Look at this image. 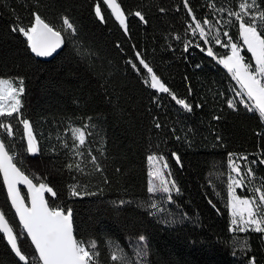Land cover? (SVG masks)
<instances>
[{
  "label": "trees",
  "instance_id": "1",
  "mask_svg": "<svg viewBox=\"0 0 264 264\" xmlns=\"http://www.w3.org/2000/svg\"><path fill=\"white\" fill-rule=\"evenodd\" d=\"M97 2L103 21L95 15ZM117 2L127 15V31L102 0H0V78L23 79L21 112L32 122L40 151L37 155L25 151L23 125L15 114L2 118L13 124L14 131V136L3 138L13 146L26 174L30 171L58 190L55 203L72 209L78 239L96 242L98 264H115L110 255L116 248L109 242L135 264H145V258L136 255L145 243L146 264H250L252 257L255 264H264V234L232 232L227 207L230 154L256 161L250 165L254 177L245 173L241 178L245 187L240 195L252 196L247 182L264 190V164L259 163L264 159V119L241 103L228 106L229 101H239L234 93L238 86L218 59L201 48L184 50L182 40L194 22L183 0ZM239 2L188 0V6L197 20L207 16L222 40H227L223 36L227 31L235 42L238 22L216 9L238 11ZM258 2L264 8V0ZM212 3L216 9L209 7ZM137 11L146 22L134 15ZM33 13L58 29L66 16L77 29L75 36L64 33L62 50L49 61L39 60L26 38L13 31L30 25ZM211 46L217 57L229 52L214 41ZM137 52L177 99L191 105V111L145 83L150 74L139 64ZM242 54L250 59L246 50ZM84 125L88 135L80 157L69 150L73 143L69 129ZM88 149L97 157L96 164ZM149 156L167 161L171 180L180 190L171 193L172 202L167 194L148 192ZM67 164H79L83 174ZM73 184L82 193L78 197L70 195ZM152 202L156 209L149 206ZM0 210L19 230L2 181ZM141 235L146 242H139ZM245 239L250 245L246 253L237 243ZM20 243L35 254L26 235ZM0 264H23L3 235Z\"/></svg>",
  "mask_w": 264,
  "mask_h": 264
},
{
  "label": "snow or ice",
  "instance_id": "2",
  "mask_svg": "<svg viewBox=\"0 0 264 264\" xmlns=\"http://www.w3.org/2000/svg\"><path fill=\"white\" fill-rule=\"evenodd\" d=\"M107 9H110V14L119 21L124 30L127 31V15L121 4L117 0H102ZM184 6L188 14L191 16L194 24H189L186 29L191 32L193 37H199L207 47H201L197 42L195 47L201 48V51H206L209 57L218 59V62L224 66L239 85L242 91L237 92L238 96L246 97V107L250 111H256L264 118V8L258 0H240L238 3V11H231L224 8L216 9L214 3L209 7L216 9L219 12H228L230 17H235L238 22L239 40L233 41L228 32H223V36L227 37L224 41L221 39L219 29L215 28V24L206 16L203 21L197 20L191 7L188 6V0H183ZM95 15L101 20L104 16L101 11V3L97 2L94 6ZM164 11V9H161ZM141 21H144V16L141 12L134 13ZM33 22L28 26H17L13 31H19L25 38L30 51L37 57H51L60 49L66 40L64 33L70 36L76 35V27L70 22L68 17H62V25L58 29L47 22L39 13H33ZM146 22V21H144ZM226 24H232V20L225 21ZM207 26V28L205 27ZM215 30V35L212 32ZM211 37V39H210ZM182 39L181 37H176ZM229 49V52L222 57H217L214 53L213 43ZM184 50L193 46L192 40H182ZM250 53V59H246L241 55L243 51ZM139 59V64L143 69L150 74V87L157 89L159 92L168 93L172 99L184 109L191 111V105L183 99H177L175 94L171 93L169 87L160 79L153 71L152 67L141 58L139 52L136 53ZM135 67V65H133ZM149 83V80H145ZM24 81L22 78L12 80L9 78H0V181H2L11 208L19 218L20 229H14L6 213L0 210V235H3L6 242L14 252L15 256L23 264H98L99 252L96 250L97 245L94 240L84 241L78 239L76 230L73 224V213L71 208L65 209L63 206L55 203L58 196V190L54 186H50L45 182L44 178L38 177L32 172L26 174L23 168L22 161L17 159V155L13 150V146L6 143L4 136H14L13 124L6 122L5 117H13L15 114L18 123L23 125L24 135L21 139L26 140L25 151L31 155H37L40 151L39 142L36 133L33 130L32 122L23 117L21 109L23 108L22 97L24 95ZM243 101L232 100L228 102L230 108H235L236 105ZM87 125L81 128H70L71 139L73 141L69 149L76 156H84V152L79 151L86 144ZM159 127V125H157ZM69 148L67 142L63 145ZM87 155L90 156L93 164H96L97 157L91 154V149L87 150ZM244 162L243 166L233 159ZM175 159L179 162V157ZM148 160L154 165L150 176L159 180L157 185L153 180L149 181V193L167 194L166 199L172 202L171 193L173 190L179 193V188L176 187L174 180L166 178L165 170L168 169L167 161L162 157L149 156ZM264 164V159L259 161ZM229 167L236 173V177L229 175V183L227 185V207L230 209L231 228L232 232L247 233L249 231L264 234V190L261 188H250V192L258 195L243 196L237 194V188L245 187L244 180L237 177H242L245 173L249 177H254V172L250 165L256 164L255 160L249 162L248 156L230 154L228 160ZM20 165V166H18ZM243 167V171H242ZM68 169L75 168L76 171L83 174L84 170L79 164H67ZM96 170L101 171L99 165H96ZM167 176H171V172H167ZM21 186L26 188V192H22ZM46 194H48L46 196ZM82 193L78 190L77 185L70 186V195L78 197ZM164 199V197H161ZM52 201L50 204L49 201ZM123 203V201H121ZM152 209H156L158 205L155 202L149 205ZM30 238V244L34 247L35 254H30L25 250L21 243L22 236ZM264 238V236H262ZM139 242H146V237L139 236ZM114 245L116 251L110 255V260L115 264H135L132 258L115 245V242H109ZM240 244L241 251H250L248 240ZM146 243L139 248L136 255L141 258L147 257ZM251 264H255V258H251Z\"/></svg>",
  "mask_w": 264,
  "mask_h": 264
},
{
  "label": "rangeland",
  "instance_id": "3",
  "mask_svg": "<svg viewBox=\"0 0 264 264\" xmlns=\"http://www.w3.org/2000/svg\"><path fill=\"white\" fill-rule=\"evenodd\" d=\"M119 22V21H118ZM122 28H123V26H121ZM124 29V28H123ZM241 55H243L242 53H241ZM15 81V80H14ZM149 84H150V80H149ZM236 84H237V82H236ZM240 86V85H239ZM154 89V88H153ZM154 90H156V91H158L157 89H154ZM159 92V91H158ZM159 93H162V92H159ZM235 93V96L237 97V98H239L241 101H243L242 100V97L241 96H238L237 95V93H236V91L234 92ZM242 103H246V102H242ZM258 113V112H257ZM259 114V113H258ZM260 115V114H259ZM264 119V118H263ZM157 157V156H156ZM159 158V157H158ZM163 160L164 161H166L164 158H163ZM235 160H236V162L237 163H239L240 164V161H238L236 158H235ZM154 166H159V165H154V164H152V163H150L149 162V168H150V172L152 171V169H153V167ZM167 172H168V169H166L165 170V175H166V178L167 179H169V180H171V177L170 176H167ZM231 176H233V177H236V173L235 172H233L232 171V169H231ZM237 178H242V177H237ZM150 180H153L157 185H159V180H157V179H155V178H153V177H151L150 176ZM243 180L245 181V178H243ZM247 184V187H248V189H250V188H261L262 189V187L261 186H259V187H257V186H252V185H250L248 182L246 183ZM244 188V187H243ZM243 188H237V194H240L239 193V190L240 189H243ZM174 191V190H173ZM246 191V190H245ZM249 191V190H248ZM155 194H159V192H157V193H155ZM252 195H258V194H256V193H253L252 192ZM244 196H246V195H244ZM251 264V263H250Z\"/></svg>",
  "mask_w": 264,
  "mask_h": 264
},
{
  "label": "built area",
  "instance_id": "4",
  "mask_svg": "<svg viewBox=\"0 0 264 264\" xmlns=\"http://www.w3.org/2000/svg\"><path fill=\"white\" fill-rule=\"evenodd\" d=\"M194 24V23H193ZM176 38V37H175ZM177 39V38H176ZM185 40H192L193 41V46H191V47H189V48H197V47H195V44L197 43V42H199L200 44H201V47H202V44H204L203 43V41H201L200 40V38L197 36V37H193L192 35H191V32L189 31V32H187V35H186V37H185ZM206 47H207V45H205ZM188 51V50H187ZM204 52H206V51H204ZM193 54H191V56H192ZM237 86H238V91H236V93L237 92H240V91H242L241 90V88H240V86H239V84L237 83ZM242 100L244 101V102H247L246 101V97H242ZM248 108V107H247ZM249 110V109H248ZM250 111V110H249Z\"/></svg>",
  "mask_w": 264,
  "mask_h": 264
},
{
  "label": "water",
  "instance_id": "5",
  "mask_svg": "<svg viewBox=\"0 0 264 264\" xmlns=\"http://www.w3.org/2000/svg\"><path fill=\"white\" fill-rule=\"evenodd\" d=\"M62 48H63V46L60 48V49H58L57 50V52L56 53H54L53 54V56H51V57H37L34 53V55L39 59V60H42V61H49V60H51V59H53L61 50H62ZM21 190H22V192L23 191H27L26 190V188L24 187V186H21ZM10 202V201H9ZM11 205V204H10ZM13 210V212H14V209H12ZM16 218H17V220H18V222H19V218H18V216H16ZM74 224V223H73ZM26 235V234H25ZM28 238V237H27ZM29 239V241H30V238H28ZM34 248V247H33Z\"/></svg>",
  "mask_w": 264,
  "mask_h": 264
},
{
  "label": "bare ground",
  "instance_id": "6",
  "mask_svg": "<svg viewBox=\"0 0 264 264\" xmlns=\"http://www.w3.org/2000/svg\"><path fill=\"white\" fill-rule=\"evenodd\" d=\"M205 53H206V52H205ZM235 82H236V81H235ZM238 100L241 101L239 98H238ZM240 103L243 105V107L247 108V107H246V103H242V102H240Z\"/></svg>",
  "mask_w": 264,
  "mask_h": 264
},
{
  "label": "crops",
  "instance_id": "7",
  "mask_svg": "<svg viewBox=\"0 0 264 264\" xmlns=\"http://www.w3.org/2000/svg\"><path fill=\"white\" fill-rule=\"evenodd\" d=\"M224 67V66H223ZM227 71V69H225ZM228 72V71H227ZM230 74V73H229ZM231 75V74H230Z\"/></svg>",
  "mask_w": 264,
  "mask_h": 264
}]
</instances>
